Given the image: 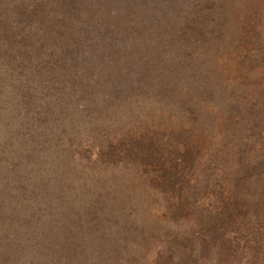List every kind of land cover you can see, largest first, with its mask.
<instances>
[{
  "label": "rangeland",
  "instance_id": "374dc122",
  "mask_svg": "<svg viewBox=\"0 0 264 264\" xmlns=\"http://www.w3.org/2000/svg\"><path fill=\"white\" fill-rule=\"evenodd\" d=\"M31 5L0 0V264H264V162L244 164L246 143L264 158V0H210L219 49L130 71L191 88L198 65L223 70L224 121L193 131L220 89L105 100L130 92L124 70L77 88L89 72L32 66Z\"/></svg>",
  "mask_w": 264,
  "mask_h": 264
},
{
  "label": "trees",
  "instance_id": "16d2710c",
  "mask_svg": "<svg viewBox=\"0 0 264 264\" xmlns=\"http://www.w3.org/2000/svg\"><path fill=\"white\" fill-rule=\"evenodd\" d=\"M209 2L210 0H30V5L33 4L31 5L33 26L36 23L37 26L40 25L39 28L37 26L31 28L29 41L33 44L30 56L34 52H42L40 62L33 61L31 56L32 66H40L41 63L47 70L56 72L57 76L64 73L66 81L71 79V76L68 78V72H73L77 76L89 72L90 81L80 80L78 87L76 80L77 88L84 84H92L94 71H103L99 75L103 76L102 82L109 81L111 75L119 76L116 70H124L127 78L121 81L125 89L131 88L130 92L125 93L121 90L119 96L113 92L115 96L106 97L105 100L125 99L134 102V99L132 100L134 96L145 95L141 92L134 94V91L142 89L146 92L148 90L146 85L149 84L152 85L151 88L154 85V89L162 90L159 91L162 94H159L152 88V93L154 98L159 97L163 102L168 97L171 98L173 90H178L175 85H178L182 88L181 93L184 95L186 93L188 97L201 95L199 93L201 90H209L212 96L216 93L213 90L220 89L219 102L223 105L224 92L227 95V90H237L235 87L225 89L227 82L231 80L223 77V70H201L204 67L198 65L197 71L202 76L194 75L191 88H188L189 85L184 87L177 84L175 79L171 81L169 79L168 86L164 80L166 76L160 79L152 73L154 70H173L171 66L173 67V60L177 56L202 58L211 52V49H219L220 43L216 42L218 39L216 23L213 19H206L204 5ZM222 33L223 37L229 35L227 32ZM184 58L178 59L181 68L189 66H186ZM30 70L36 69L32 67ZM132 70H152L148 74L151 76L149 83L143 81L138 73L132 75L130 73ZM43 80L47 86L40 82L35 89L43 88L48 92L50 84L48 80ZM116 84L119 85V82H115L112 87H117ZM111 88L109 87V90ZM215 105L208 106L205 111L197 115L194 113L188 118L192 123L189 130L193 131L196 127L206 129L213 123L223 122L222 115L226 109L224 105L221 106V110L219 105L216 109ZM131 115L135 120L137 116L132 112ZM249 144H245L244 153L247 159L244 164L249 160H252L253 164L258 161L264 162V158L255 154L253 146ZM261 170H264V166ZM165 178L167 171L164 172L163 181ZM182 203L183 206L187 205L185 202ZM5 249L8 250V247ZM7 253L6 250H0V258L7 256Z\"/></svg>",
  "mask_w": 264,
  "mask_h": 264
}]
</instances>
